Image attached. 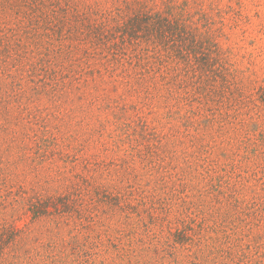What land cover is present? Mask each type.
<instances>
[{
    "label": "rangeland",
    "instance_id": "1",
    "mask_svg": "<svg viewBox=\"0 0 264 264\" xmlns=\"http://www.w3.org/2000/svg\"><path fill=\"white\" fill-rule=\"evenodd\" d=\"M213 2L250 17L217 43L245 88L264 83V0ZM81 58L63 52L0 100V264H264V142L133 63L123 82Z\"/></svg>",
    "mask_w": 264,
    "mask_h": 264
},
{
    "label": "trees",
    "instance_id": "2",
    "mask_svg": "<svg viewBox=\"0 0 264 264\" xmlns=\"http://www.w3.org/2000/svg\"><path fill=\"white\" fill-rule=\"evenodd\" d=\"M95 5L76 0H0V25H10L3 26L0 34L5 70L0 100L18 98L23 89L16 83L19 78L55 68L63 52L72 58L77 51L82 54L80 70L82 64L90 68V61L105 73L133 63L138 80L149 74L156 87L163 83L161 88L172 93L176 89L200 104L207 102L211 114L217 105L246 140L264 142V120L260 121L264 118L251 112L259 107L256 103L264 105V83L249 78L245 88L229 62L232 49L217 43L219 36L229 37L222 30L225 20L246 36L251 19L240 7L217 8L211 0L206 20V0H110L109 7ZM34 46L36 54L28 55ZM124 77L123 82L132 79L127 73ZM250 124L260 132L254 134ZM29 206L38 213L41 203L32 201Z\"/></svg>",
    "mask_w": 264,
    "mask_h": 264
}]
</instances>
